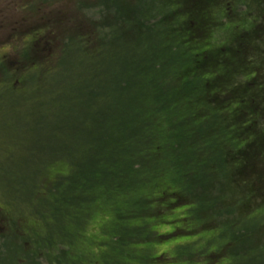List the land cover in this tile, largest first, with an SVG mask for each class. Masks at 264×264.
I'll return each instance as SVG.
<instances>
[{"label":"trees","instance_id":"trees-1","mask_svg":"<svg viewBox=\"0 0 264 264\" xmlns=\"http://www.w3.org/2000/svg\"><path fill=\"white\" fill-rule=\"evenodd\" d=\"M107 1L76 0L36 29L48 28L30 48L40 118L78 129L35 164L33 234L50 211L68 222L42 248L78 237L84 263L98 251L159 263L155 243L198 236L182 248L190 264L215 261L225 238L255 255L242 264H264V0H112V15ZM67 54L78 78L61 89L48 73Z\"/></svg>","mask_w":264,"mask_h":264},{"label":"rangeland","instance_id":"rangeland-1","mask_svg":"<svg viewBox=\"0 0 264 264\" xmlns=\"http://www.w3.org/2000/svg\"><path fill=\"white\" fill-rule=\"evenodd\" d=\"M75 2L76 0H0V264H117L118 261L117 254L98 251L102 255L96 253L89 258L91 261L84 263L81 251L83 240L78 237L66 238L69 243H66L68 247L65 252L63 249L44 250L42 246L47 242L61 240L58 230L63 231L64 224L68 222L60 220L58 223L55 218L52 219L50 211L43 213L44 223L38 221L37 228L41 230V234H33V227H30L33 226L31 216L35 164L40 162V158H48L59 149L57 134L70 129L76 132L78 129L65 123L62 117L57 121L41 120L39 110L43 108H39L41 104L33 101V74H37L41 68H33V53L30 48L45 36L47 27L36 29L43 28L48 23V19L53 17L51 13L58 10L61 14L74 12ZM111 2L112 0H108L106 3L112 15L114 7ZM27 49H30L29 57L24 55ZM69 58L67 54L60 61L62 65L53 66L49 71L51 85L57 83L62 89L73 77L78 78L77 70L72 71L74 65L71 66L68 61L63 62ZM47 98L51 96L48 95ZM75 104L80 110V102ZM252 208L254 215L259 213L260 209L255 206ZM61 216L59 214L56 217L60 219ZM102 218L103 215L97 213L96 219L88 227L86 232L89 240L98 238L96 227ZM66 227L69 229L74 225L67 224ZM174 228L161 224L159 230L171 231ZM222 230L223 227L214 228L211 233L217 236ZM198 238L179 236L160 244L155 243L153 250L156 252L150 255L151 260L162 257L159 263L157 261L154 264H190L183 257L184 253L190 251L182 248L188 242L196 244ZM227 242V238L221 239L217 248L213 247L217 249L213 254L218 251L222 253L217 255L215 261L205 259L199 260L197 264H242L245 259L255 256L242 252L241 242L232 244L228 250ZM202 244L198 243L200 246ZM198 245L196 244L197 248ZM92 248L95 249L96 246ZM167 250L168 253L164 254ZM210 251L212 250L207 253ZM138 257L143 263L149 259L145 251H141Z\"/></svg>","mask_w":264,"mask_h":264},{"label":"flooded vegetation","instance_id":"flooded-vegetation-1","mask_svg":"<svg viewBox=\"0 0 264 264\" xmlns=\"http://www.w3.org/2000/svg\"><path fill=\"white\" fill-rule=\"evenodd\" d=\"M17 64V63H16Z\"/></svg>","mask_w":264,"mask_h":264}]
</instances>
